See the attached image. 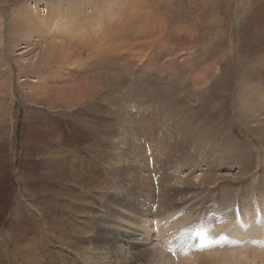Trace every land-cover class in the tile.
I'll use <instances>...</instances> for the list:
<instances>
[{
    "label": "rangeland",
    "instance_id": "obj_1",
    "mask_svg": "<svg viewBox=\"0 0 264 264\" xmlns=\"http://www.w3.org/2000/svg\"><path fill=\"white\" fill-rule=\"evenodd\" d=\"M0 53V264H117L124 230L143 264L264 246V0H0ZM153 194L176 209L135 224Z\"/></svg>",
    "mask_w": 264,
    "mask_h": 264
},
{
    "label": "bare ground",
    "instance_id": "obj_2",
    "mask_svg": "<svg viewBox=\"0 0 264 264\" xmlns=\"http://www.w3.org/2000/svg\"><path fill=\"white\" fill-rule=\"evenodd\" d=\"M47 11V10H46ZM33 15L34 16H36V14H34L33 13ZM47 15V14H46ZM38 16V15H37ZM38 17H40V16H38ZM50 17V16H49ZM69 17L72 19V21H70V20H68L69 19ZM42 18V17H41ZM39 19V21L40 22H42V23H40V25H41V27L42 26H44V22H46V24H50V27L51 26H55L56 24H58L59 23V21L60 20H58V19H56L55 20V18L53 17H50V18H48V19H45L44 20V22H43V19ZM64 19H66L65 21L67 22V23H69V24H71L72 22H73V20L75 19V14L74 13H68V15L64 18ZM55 21H57L56 23H55ZM11 22V21H10ZM23 22V21H22ZM22 24V23H21ZM21 24H20V26H21ZM23 26H28V24L26 25V24H24ZM63 26V25H62ZM69 27V26H68ZM19 29H17L18 31H22L21 29V27H18ZM55 29V28H54ZM60 30V29H59ZM12 31V32H11ZM11 35H10V43H12L11 44V46H13L14 45V39H13V33H14V25H13V22H12V26H11ZM50 32V31H49ZM58 32V31H57ZM51 33V32H50ZM61 33V32H60ZM55 34H56V31H55ZM84 34V33H83ZM19 35V34H18ZM48 35V34H47ZM71 37V36H70ZM45 38V37H44ZM60 37H56L55 35H53V36H51V38L50 39H46L45 38V42H46V44H45V46L43 47V50L41 51V52H43V54H45V55H47V60L48 61H50V62H56V66H55V69H57L58 68V66H60L59 64H61L62 63V60H61V58L59 57V55H60V53L61 54H63V55H65V57H69L71 60H73V59H75V54H74V52H72V53H69V52H66V50L67 49H65V46H63V42H62V38H60V40H57V39H59ZM19 39L21 40L22 39V37L20 36L19 37ZM50 40V41H49ZM22 43V42H21ZM64 44H66V43H64ZM9 47V46H8ZM68 47V46H67ZM66 52V53H65ZM70 52H71V50H70ZM7 53V52H6ZM11 55V54H10ZM17 55L18 54H14V61H15V63L17 62V65H18V62H19V59H18V57H17ZM0 63L2 64V65H8V63L6 62V60H5V57L2 55V53H0ZM65 65H67V64H65ZM69 65V64H68ZM61 67V66H60ZM59 67V68H60ZM63 67V66H62ZM7 68V70L9 69V70H11L10 68H9V66L8 67H6ZM12 68V67H11ZM52 69V68H51ZM54 69V70H55ZM72 72V71H71ZM22 80V79H21ZM87 81V80H86ZM84 83V82H83ZM40 84V83H39ZM52 85V84H51ZM67 87H69V86H67ZM67 87H65V89H66V91H67ZM46 91H47V89H46ZM48 91H51V90H48ZM75 89H72V98H74L75 97ZM68 92V91H67ZM25 94H26V92H24ZM91 94V93H90ZM92 94H94V93H92ZM27 95L28 94H26L25 95V98L26 99H28L27 98ZM51 96L52 98L53 97H55V99H57L58 101H59V97H60V95H59V93H56V94H53V93H47V96ZM54 95V96H53ZM31 96V95H30ZM87 95H85V97H86ZM33 97V96H32ZM32 97H30V98H32ZM91 97V96H90ZM66 98H67V96H66ZM69 98V97H68ZM88 98V97H87ZM87 98H85V99H87ZM31 100H33V99H31ZM79 100H81V99H79ZM66 101H70V99L69 100H66ZM68 105V104H67ZM67 107V106H66ZM186 178V177H185ZM184 181V183L186 184V186H188V185H193L194 183L192 182V181H190L189 180V177H188V179H186V180H183ZM188 184V185H187ZM200 184L202 185V186H206L207 188H209L210 186H211V184H209V183H203V181H200ZM201 186V187H202ZM178 193V192H177ZM195 192H191V191H183V190H181V191H179V193L178 194H181V197L184 199V198H187L188 196H189V198L190 197H194L195 195H193ZM160 196V195H159ZM163 197V196H162ZM161 197V198H162ZM250 204V203H249ZM134 205V208L136 209V211H137V213L139 214V215H137L136 216V218L133 220L134 221V223L135 224H138V225H143L142 224V222H141V220H143V217H145V218H149V216L151 215V216H154V215H158V214H161V213H163V212H166V210L167 209H173V210H175L176 208V206H175V204H174V201H173V198H172V200H171V202H168V201H163V200H160V198L159 197H157L156 196V194H153V198H151V200H150V198L149 197H147V196H144V197H142V198H140V200L138 201V202H136V201H134L133 203H132V201H131V206L130 207H132ZM154 206H156L155 207V209H157L158 210V212H155V211H152L153 210V207ZM250 212V211H249ZM248 212V213H249ZM150 214V215H149ZM149 215V216H148ZM255 216V215H254ZM254 216L252 215V213L251 214H249V217H248V221L250 220V226H247L246 227V230H247V228H249V229H252L253 227H254V224H252V219H254ZM258 216V215H257ZM148 220V219H147ZM151 220V219H150ZM257 221V220H256ZM261 222H260V226H261V223H263L262 224V228L264 227V221H263V219H261L260 220ZM229 228H231L230 226H228ZM234 226H232V228H233ZM163 228H167V227H163ZM179 228V227H178ZM231 228V229H232ZM262 228H260V229H262ZM167 231V230H166ZM233 231H234V229H233ZM248 231V230H247ZM127 232H129V233H127ZM127 232H125V230L123 231V232H118L117 231V233H116V235H115V237L113 236L112 237V239H111V241H112V243H111V250L114 252V253H117L118 255H119V252L123 249V245H126L127 247H125L124 248V250H127V249H129V252L128 253H126V254H123L122 256H120V258H118V255L116 256V258H117V260H120V262H118L117 264H143L142 262L143 261H145L146 260V257H147V251H146V248H145V243L147 244V242H139V241H137L136 240V237H134V235L136 236V235H138V234H136L135 232H133V231H127ZM264 232V231H263ZM260 234V233H259ZM118 235V236H117ZM148 235H150V234H148ZM165 235H167L166 236V240L164 241V242H162V244L159 242V244H161V245H163V243H164V248L163 249H160V253H162V256H165V258L166 259H168V250L171 248V246H166V242H167V240H168V238H170V237H173V234H171V235H168V234H161V238H164L163 236H165ZM261 236V235H260ZM132 237H134V238H132ZM175 238V237H174ZM116 239V240H115ZM185 239V238H184ZM176 240V239H175ZM186 240V239H185ZM184 240V241H185ZM254 240V239H253ZM257 240H262V241H264V237L263 236H261V238H257ZM244 242V244L245 243H247L246 244V246H247V248H243V246H241L240 244H236V246L237 247H241L242 249H238L237 248V250H230V246L228 245L227 246V248L225 249L226 251H220V254L218 255V257L216 256V254H212V253H203V259H210V261H212V262H214V263H216V264H224V263H227V262H229L230 260H232V257L233 256H235L234 257V259H235V262H232L233 264H244V262H245V260L244 259H240L238 256H236L235 255V253L236 252H240L241 250H243V252L244 253H248V257L249 258H252V259H254L255 257L256 258H258L262 263H264V246H254L255 244H253L252 242V240H245V241H243ZM174 243V242H173ZM182 244V243H181ZM174 245V244H173ZM185 245V244H184ZM175 246V245H174ZM173 246V247H174ZM190 246V245H189ZM197 246V245H196ZM251 246H253V247H251ZM229 247V248H228ZM178 248V247H177ZM212 248V247H211ZM173 250H174V248H172ZM219 249V248H218ZM182 250H184V249H181V248H179V251H182ZM228 250H230V251H228ZM227 251H228V253H227ZM131 252V253H130ZM175 252V251H174ZM112 253V252H111ZM170 254L172 253V251H170L169 252ZM182 253H183V251H182ZM176 254V253H175ZM184 254H185V252H184ZM218 254V253H217ZM100 255H102V253L100 254ZM111 255V254H110ZM210 255V256H209ZM252 255V256H251ZM151 256V255H150ZM183 256V258L182 259H180L179 260V262H180V264H190V263H192V259H189L188 260V258H186V255H182ZM209 256V257H208ZM230 256H232V257H230ZM102 257V256H101ZM100 256L98 257V260H97V262L99 263V264H104V263H106V260H104L103 258H101ZM180 257V256H179ZM202 258V256H200L199 257V259H201ZM112 259V258H111ZM169 261V260H168ZM202 261V260H201ZM233 261V260H232ZM116 263V262H115ZM170 264V263H169Z\"/></svg>",
    "mask_w": 264,
    "mask_h": 264
}]
</instances>
